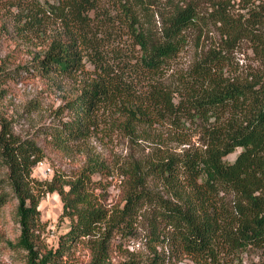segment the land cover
<instances>
[{"label":"trees","instance_id":"1","mask_svg":"<svg viewBox=\"0 0 264 264\" xmlns=\"http://www.w3.org/2000/svg\"><path fill=\"white\" fill-rule=\"evenodd\" d=\"M43 1L27 7L26 17L53 19L62 30L19 71L80 86L58 111L62 123L49 129L52 147L67 149L106 132L138 143L141 129L164 126L177 135L195 128L199 145L184 141L189 147L180 153L126 159L123 206L114 210L96 193L94 176H109L102 161L90 159L73 179L56 174L49 182L34 181L45 150L17 137L0 118L6 176L0 209L11 195L17 201L15 246L28 264H55L85 242L92 244L94 263L107 264L113 239H130L141 226L154 253L151 264H165L159 248L195 264H244L241 256L253 250L257 260L250 264H264V0H242L245 14L235 7L241 0H111V8L103 6L106 0ZM17 4L25 7L24 0ZM211 28L218 30L213 39ZM195 34L203 42L198 55L174 71ZM112 39L126 40V51L109 49ZM244 42L261 63L232 71ZM238 149L235 162L227 163ZM151 181L157 186L151 188ZM36 184L41 194L60 196L62 216L71 223L57 249L42 239Z\"/></svg>","mask_w":264,"mask_h":264},{"label":"rangeland","instance_id":"2","mask_svg":"<svg viewBox=\"0 0 264 264\" xmlns=\"http://www.w3.org/2000/svg\"><path fill=\"white\" fill-rule=\"evenodd\" d=\"M17 3L19 0H2L0 4V118L10 122L17 137L22 140L32 139L45 150L44 160L33 168L34 181L49 182L56 174L73 179L90 159H99L107 166L109 176L100 174L94 176L98 186L96 193L107 208L115 210L122 204L124 197L121 172L126 159L134 157L143 160L146 157H154L156 151L158 154L180 153L189 147L188 144L182 143L184 141H188L190 145L195 143L199 145V136L195 128L191 127L177 135L170 127L164 126L151 128L145 133L141 129L142 138L138 143H132L121 134L106 132L67 149L58 150L52 147L49 144L51 140L48 136L49 129L62 123L58 111L80 86L69 79L31 78L24 71H19L24 66L32 64L34 58L48 48L50 41L62 29L53 19L45 18L41 23L26 17L30 13L27 7L40 6L44 4L43 0L39 2L24 0L25 7ZM236 3H240V6L235 5L237 13L245 14L243 7L247 2L241 0ZM104 4L103 6L112 7L111 0H106ZM23 10L24 16L20 14ZM217 33V28H211L209 35L213 39ZM197 37L195 34L186 53H183L174 64V71L181 70L198 55L203 42H199ZM211 41L209 42L212 43ZM127 46L126 40L115 42L112 39L109 49L125 52ZM260 63L261 60L255 54L252 45L244 42L234 54L232 71L257 69ZM240 152L241 149L236 150L225 159L226 162L234 163ZM5 177V170L0 167V180ZM4 183L6 190L11 193L7 182ZM157 184L151 181L149 186L154 188ZM39 187L34 185L33 191L36 196L41 195L40 219L46 227L42 239L48 249H57L60 238L69 231L71 223L62 216L63 202L60 196L57 193L41 194ZM10 197L9 204L0 209V264H28L26 253L15 246L19 236V227L14 221L17 201L12 195ZM143 228L144 226H141L137 232L135 231L137 234L130 236V239L115 237L110 243L107 264H126L130 261L151 264L147 260L154 253L145 243ZM93 253L92 244L85 242L68 251L55 264H96ZM157 253L166 257V259L162 257L165 264H195L190 258L178 252L172 253L159 248ZM241 257L244 264L257 260V254L253 250L244 252Z\"/></svg>","mask_w":264,"mask_h":264}]
</instances>
